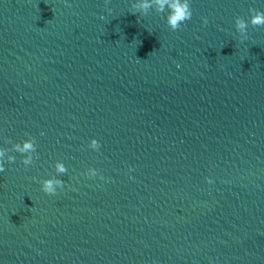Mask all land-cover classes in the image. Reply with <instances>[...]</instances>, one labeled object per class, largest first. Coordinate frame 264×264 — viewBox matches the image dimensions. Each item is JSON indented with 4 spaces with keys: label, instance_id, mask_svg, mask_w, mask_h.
I'll list each match as a JSON object with an SVG mask.
<instances>
[{
    "label": "water",
    "instance_id": "1",
    "mask_svg": "<svg viewBox=\"0 0 264 264\" xmlns=\"http://www.w3.org/2000/svg\"><path fill=\"white\" fill-rule=\"evenodd\" d=\"M131 5L0 0V264H264V0Z\"/></svg>",
    "mask_w": 264,
    "mask_h": 264
},
{
    "label": "clouds",
    "instance_id": "2",
    "mask_svg": "<svg viewBox=\"0 0 264 264\" xmlns=\"http://www.w3.org/2000/svg\"><path fill=\"white\" fill-rule=\"evenodd\" d=\"M190 0H132V7L136 10H146L150 7H155L156 11L165 12L164 21L170 29H177L184 21L190 19L192 10L189 6ZM201 22L206 23V19L201 17ZM248 25H264V11L258 8H249L247 21L236 16L233 18V27L239 34L240 38H243L246 34V28ZM36 145L33 142L32 137H27L21 140L19 143L13 145L14 150L21 155V163L29 165L32 162L33 154ZM88 147L93 150L97 149L98 141L94 137L88 139ZM7 160L12 162L14 157L4 155L3 150H0V171H3L2 161ZM56 173H65L66 169L61 161H56L53 165ZM85 175L94 176L96 170L89 167L85 170ZM210 182L209 178H205ZM40 190L45 194H55L56 190L61 187L62 181L57 176H47L39 179L38 181Z\"/></svg>",
    "mask_w": 264,
    "mask_h": 264
}]
</instances>
